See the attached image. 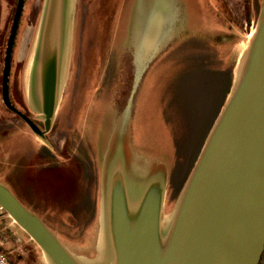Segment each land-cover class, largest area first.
Instances as JSON below:
<instances>
[{"label":"rangeland","instance_id":"374dc122","mask_svg":"<svg viewBox=\"0 0 264 264\" xmlns=\"http://www.w3.org/2000/svg\"><path fill=\"white\" fill-rule=\"evenodd\" d=\"M67 3L59 101L55 123L45 140L2 99L4 58L17 0H0V181L45 219L82 264H115L108 219L109 185L115 163L125 169L131 194L140 196L152 181L163 184L162 226L167 233L200 141L196 137L197 142L192 143V136H187L197 120L196 113L191 117V126L183 115L188 105L185 93L192 77L190 70L201 55L207 56L214 70H232L234 89L240 75L237 69L264 14V0H66ZM46 4L47 0H25L10 76L13 104L43 129L44 117L40 107L31 101L28 84ZM140 6L159 8L163 24L159 30V57L144 76L136 78L129 68V57L117 68L129 46L128 37L137 32L129 24L137 15L133 7L137 11ZM186 11L190 12V23ZM146 32L143 30L141 37ZM83 66H87L83 81L91 83L86 95V88L80 84ZM134 84L138 89L134 100L123 108ZM59 136H65L62 151L58 149ZM15 138L21 141L13 148L11 141ZM46 144L57 157L56 165H48L40 150ZM89 158L96 160L98 169V212L94 223L79 232L73 230L75 220L67 214L75 201H66L89 184L82 178ZM158 164L166 171L148 170L149 165ZM24 165L26 175L22 172Z\"/></svg>","mask_w":264,"mask_h":264},{"label":"water","instance_id":"95a60500","mask_svg":"<svg viewBox=\"0 0 264 264\" xmlns=\"http://www.w3.org/2000/svg\"><path fill=\"white\" fill-rule=\"evenodd\" d=\"M24 7L25 0H17L4 58L2 99L36 135L47 140L59 101L68 3L47 0L31 66V101L40 107L44 129L10 97L13 51ZM136 91L134 84L128 107ZM115 165L108 203L115 264L260 263L264 251V14L242 74L234 89L231 87L182 190L166 237L162 235L163 184L152 181L140 196L131 194L125 169L118 162ZM148 168L166 171L161 164ZM0 206L52 264H82L1 181Z\"/></svg>","mask_w":264,"mask_h":264},{"label":"crops","instance_id":"0c3cea01","mask_svg":"<svg viewBox=\"0 0 264 264\" xmlns=\"http://www.w3.org/2000/svg\"><path fill=\"white\" fill-rule=\"evenodd\" d=\"M132 11L136 12L135 14L137 15L135 16L133 22L130 23L129 25L131 26V29L134 26V28L137 29V32L135 36H133L132 38L131 36L128 37L129 46L125 49V52L122 53V57H120L121 61L117 70H119V68L122 67L121 66L122 62L127 60V58L129 57L130 60L129 68L133 72V75L135 77H142L144 76L143 73L146 70H149L150 65L159 57L160 46H161L159 30H161L162 28L161 25L163 24V18L161 20V14L159 8H154L152 6H148V7L140 6V8L137 9V11L136 8L133 7ZM173 12H175V10ZM186 14L188 16L186 17L188 18V21L190 23V12L186 11ZM179 26L177 27L179 28ZM143 30L144 31L146 30L147 32L145 36L141 37ZM153 30H156V32L154 33ZM180 32L181 30H179V33ZM190 71H191L190 74H192L193 71H195V69H192ZM199 72H201V70ZM202 72L204 74L206 73V67L205 70ZM204 79H205L204 76L200 74L191 77V80L189 82V93L186 92L185 99L186 102H189L191 104V107L193 109H199L208 106L206 105V103L209 100L208 92H207L209 84L206 82L207 80ZM88 91L85 93V95L88 94ZM127 107L128 104L123 108H127ZM77 122H75V124ZM59 137H58V141H59L58 149L59 151H62L65 149L63 143V138L65 136H61L60 138ZM80 138H82V136H80ZM19 141H21V138L18 139L15 138L13 141H11L13 148L17 145ZM44 147L49 148L48 145ZM49 150L53 152L51 148H49ZM26 154H28V150L25 152L24 156H26ZM72 154L75 155L74 153ZM66 161L68 160L66 159ZM22 172L23 175H26L27 172L26 165H24ZM26 235H27L26 232L18 224H16L14 220L7 213L0 214V248L8 255L11 264H52L48 260L47 256L39 248V246L30 237Z\"/></svg>","mask_w":264,"mask_h":264},{"label":"trees","instance_id":"16d2710c","mask_svg":"<svg viewBox=\"0 0 264 264\" xmlns=\"http://www.w3.org/2000/svg\"><path fill=\"white\" fill-rule=\"evenodd\" d=\"M208 58L209 57L207 56L201 55L200 59H198V63H195L194 67L191 68V70L195 69V71H193V73L190 74L192 77L201 74L202 76H204L205 78L204 80H207L206 82L209 84L208 90H207L209 100L207 101L206 105L208 106L202 107L199 109H193L191 107V104L189 102H186L188 103V105L183 108L184 109L183 115H184L185 120H187V122L189 123L188 125L191 126L192 115L194 116L195 113L197 115V120L195 121L192 128L188 130V135H187V136H192V139H191L192 143H194V140L196 141L195 139L196 137L198 138L200 137L198 146L196 147L195 153L191 158L190 165L188 166L192 169L214 125V122L217 119L219 113L221 112V108L225 104L227 97L231 91L232 70L229 68L228 69L226 68L220 71L218 69L214 70L212 67L210 69L209 67L210 64L207 63ZM205 67H206V73L204 74L202 71L205 70ZM200 70L201 72H199ZM186 92L189 93V87L188 89L186 88ZM42 151L44 152V158H46L49 161L48 165H51V166L56 165L55 161H57V157L56 156H55L56 158L54 157V154L52 153V151L49 150V148L47 147H44L43 149H41V152ZM66 159L67 158H65L64 160L67 163ZM85 168L86 169L83 170L82 178H83V181H85V179L86 180L88 179L89 184H86L85 188L81 187L79 191L76 193V195L74 194L73 196L67 198V201H66V203L70 201L72 202L73 200L75 201V203L70 207V210H68V213L70 216H72V219L75 220L76 229H73V230H78L79 232L85 231L86 229H88L89 226H91L94 223V221L96 220L97 212H98V201H97V194H96V188H97L96 176L98 177V169L96 167V160L89 158V162L88 160L87 162H85ZM50 178L51 177H49V179ZM182 182L184 181L182 180ZM182 182L180 183V185L182 184ZM11 190L20 199L19 195L15 192V190L12 188ZM75 198H80V199L79 200L76 199L77 200L76 201ZM22 202L24 203V201ZM24 204L28 208H30L26 203ZM40 217L48 225L45 219L42 216Z\"/></svg>","mask_w":264,"mask_h":264},{"label":"bare ground","instance_id":"6f19581e","mask_svg":"<svg viewBox=\"0 0 264 264\" xmlns=\"http://www.w3.org/2000/svg\"><path fill=\"white\" fill-rule=\"evenodd\" d=\"M64 2V1H63ZM95 27V26H94ZM254 34L255 33H253L252 34V39H253V37H254ZM249 49H250V44L248 45V47H247V51H246V55H247V53H248V51H249ZM246 55H245V57H246ZM244 57V58H245ZM243 58V60H242V62L240 63V67L237 69V74H239L240 73V75L242 74V71H243V68H244V63H245V59ZM86 67L87 66H83V70H84V73H83V76H81L82 77V79L80 80V84L83 86V88L85 89L86 88V91H85V93L88 91V89L90 88L89 86H90V82L88 83V79H86V80H84L83 81V79H84V77L86 78V74H87V69H86ZM239 75V76H240ZM86 81V82H85ZM81 93V92H80ZM132 193V192H131ZM166 230H167V228L166 227H164V226H162V235H163V237H166V235H167V233H166Z\"/></svg>","mask_w":264,"mask_h":264},{"label":"built area","instance_id":"2783aa9c","mask_svg":"<svg viewBox=\"0 0 264 264\" xmlns=\"http://www.w3.org/2000/svg\"><path fill=\"white\" fill-rule=\"evenodd\" d=\"M6 211L0 206V214ZM0 264H11L7 254L0 248Z\"/></svg>","mask_w":264,"mask_h":264},{"label":"flooded vegetation","instance_id":"af4514ba","mask_svg":"<svg viewBox=\"0 0 264 264\" xmlns=\"http://www.w3.org/2000/svg\"><path fill=\"white\" fill-rule=\"evenodd\" d=\"M259 264H264V251L262 253V257H261V260H260V263Z\"/></svg>","mask_w":264,"mask_h":264}]
</instances>
